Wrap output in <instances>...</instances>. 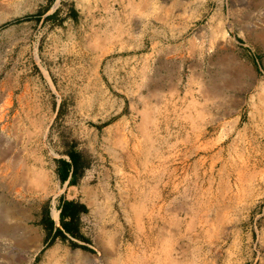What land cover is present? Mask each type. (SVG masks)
I'll return each mask as SVG.
<instances>
[{"label": "rangeland", "instance_id": "rangeland-1", "mask_svg": "<svg viewBox=\"0 0 264 264\" xmlns=\"http://www.w3.org/2000/svg\"><path fill=\"white\" fill-rule=\"evenodd\" d=\"M110 114L147 127L107 145L120 180L171 152L176 188L135 193L143 206L116 192L106 218L52 238L41 220L60 228L72 195L57 160L78 150L89 168L85 127ZM164 198L209 264H264V0H0V264H138L127 225Z\"/></svg>", "mask_w": 264, "mask_h": 264}, {"label": "crops", "instance_id": "crops-1", "mask_svg": "<svg viewBox=\"0 0 264 264\" xmlns=\"http://www.w3.org/2000/svg\"><path fill=\"white\" fill-rule=\"evenodd\" d=\"M57 108L56 105L55 112ZM111 116L112 114L105 115L104 118L100 117L94 125L85 127L87 131L85 139L89 140V145H94L91 148L95 157L94 163L91 162L89 168L83 171L78 170L71 183L68 182L71 178V167L68 169L67 179L63 183L59 179L62 187L72 192L71 196L62 197V201H76L88 208L86 213L80 215V221L91 211H94V215L99 219L106 218L107 209L112 207L116 192L126 195L128 205L143 206L144 200L134 196L135 193L139 194L143 190L149 191L151 188L158 194L157 201H159L160 191L170 193L173 188H176L175 178L178 168L176 158L172 157L171 152L163 154L159 168L154 164L153 168H148L147 171L143 166L144 156L138 155L136 162L130 166L131 168H127L129 171L121 169V176L124 178L120 180V176L116 175L117 167L110 160L111 153L107 145L113 144L117 135L115 130H122L128 143L136 140L139 144L143 138V129L147 127L144 122H109ZM159 125L161 127L162 122ZM60 159L69 162L67 154ZM180 172H183V169ZM186 172L185 163L184 173ZM115 175L119 177L118 181ZM148 177L153 179L149 180ZM157 207L160 209V216L133 218L128 223L127 230L131 238L130 240L124 239L127 246L126 255L136 257L138 264L141 257L147 258L148 261H144L145 264H209L208 250H203V247H192L194 234H197V222L192 218L178 217L174 212L175 207L171 198L162 199L156 205Z\"/></svg>", "mask_w": 264, "mask_h": 264}, {"label": "trees", "instance_id": "trees-1", "mask_svg": "<svg viewBox=\"0 0 264 264\" xmlns=\"http://www.w3.org/2000/svg\"><path fill=\"white\" fill-rule=\"evenodd\" d=\"M69 157V162L63 159L57 160L58 163V177L63 183L67 179L68 169L71 167V178L69 183L73 181V176L78 170L83 168V156L80 152H74L69 150L66 152ZM59 223L60 228L55 226L53 219L49 214H44L41 224L48 230L52 235V238L56 236L65 237V234H70L77 236V223L79 222V217L82 213H86L88 208L83 204L72 200H60L59 206ZM78 246L77 244H73Z\"/></svg>", "mask_w": 264, "mask_h": 264}, {"label": "bare ground", "instance_id": "bare-ground-1", "mask_svg": "<svg viewBox=\"0 0 264 264\" xmlns=\"http://www.w3.org/2000/svg\"><path fill=\"white\" fill-rule=\"evenodd\" d=\"M52 216H53V218H54L55 220H58V211H56L55 209H53V211H52ZM30 245H31L32 247H35V248H36V251H35V252H37V251L39 250V247H40V246L37 245L36 240H35V237H33L32 239H30ZM31 251H32V250H31Z\"/></svg>", "mask_w": 264, "mask_h": 264}]
</instances>
